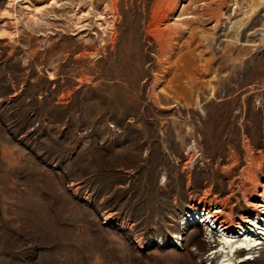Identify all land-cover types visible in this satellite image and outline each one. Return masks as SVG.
<instances>
[{
	"label": "rangeland",
	"instance_id": "1",
	"mask_svg": "<svg viewBox=\"0 0 264 264\" xmlns=\"http://www.w3.org/2000/svg\"><path fill=\"white\" fill-rule=\"evenodd\" d=\"M153 2L0 0V264H215L187 211L260 216L264 0H176L162 52Z\"/></svg>",
	"mask_w": 264,
	"mask_h": 264
},
{
	"label": "bare ground",
	"instance_id": "2",
	"mask_svg": "<svg viewBox=\"0 0 264 264\" xmlns=\"http://www.w3.org/2000/svg\"><path fill=\"white\" fill-rule=\"evenodd\" d=\"M175 6L176 0H154L151 5L148 29L153 34V42L155 47L157 45L159 52L170 49V45L176 39V35L183 31L179 24L174 26L169 24L171 13L174 11ZM252 178V182L257 185L243 193V200L249 208L261 214L260 216L256 214L249 215V224L237 223L230 225L224 221H219L226 214L222 207L214 210H200L198 205L191 207L181 221V227H187L195 223L199 224L202 228L199 232L203 238L202 242L209 247H212V244L216 242L215 236L220 238L221 251L220 254L217 253L219 256L216 258L215 264H237L254 259L255 257L251 251H254L256 246L264 242V183L261 182L259 177L252 176ZM245 222L247 223L248 220H245ZM257 230H260L261 233L256 235ZM179 239L182 240L178 235L171 240L160 241L159 244L161 247L180 246ZM195 252L196 249H191V256L195 255ZM240 252H246L244 254L245 258L236 262L235 259L240 258L238 256ZM209 257L213 259L215 253H211Z\"/></svg>",
	"mask_w": 264,
	"mask_h": 264
}]
</instances>
